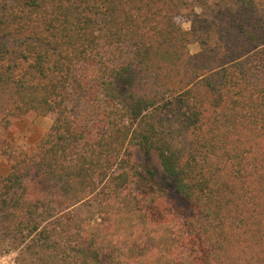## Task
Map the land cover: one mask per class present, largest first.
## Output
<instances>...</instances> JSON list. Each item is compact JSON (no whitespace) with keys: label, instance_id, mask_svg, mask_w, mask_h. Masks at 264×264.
Here are the masks:
<instances>
[{"label":"trees","instance_id":"1","mask_svg":"<svg viewBox=\"0 0 264 264\" xmlns=\"http://www.w3.org/2000/svg\"><path fill=\"white\" fill-rule=\"evenodd\" d=\"M190 2L0 0L16 264H264V0Z\"/></svg>","mask_w":264,"mask_h":264},{"label":"rangeland","instance_id":"2","mask_svg":"<svg viewBox=\"0 0 264 264\" xmlns=\"http://www.w3.org/2000/svg\"><path fill=\"white\" fill-rule=\"evenodd\" d=\"M176 20L184 29L190 26L189 11L195 7L190 0H180ZM190 51L196 47L190 45ZM52 122V116L38 117L31 114L24 119H13L14 128L4 130L0 128V176H4L10 170L16 159L23 155L32 154L36 149L37 140L48 130ZM18 249L6 242H0V264H16Z\"/></svg>","mask_w":264,"mask_h":264}]
</instances>
